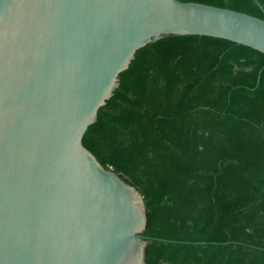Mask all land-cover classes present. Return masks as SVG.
Returning <instances> with one entry per match:
<instances>
[{
  "label": "water",
  "instance_id": "water-1",
  "mask_svg": "<svg viewBox=\"0 0 264 264\" xmlns=\"http://www.w3.org/2000/svg\"><path fill=\"white\" fill-rule=\"evenodd\" d=\"M169 34L264 53V19L206 3L0 0V264H146L140 191L82 137L136 51Z\"/></svg>",
  "mask_w": 264,
  "mask_h": 264
},
{
  "label": "trees",
  "instance_id": "trees-1",
  "mask_svg": "<svg viewBox=\"0 0 264 264\" xmlns=\"http://www.w3.org/2000/svg\"><path fill=\"white\" fill-rule=\"evenodd\" d=\"M181 1L264 19V0ZM82 144L140 191L146 264H264V53L164 35L136 51Z\"/></svg>",
  "mask_w": 264,
  "mask_h": 264
}]
</instances>
